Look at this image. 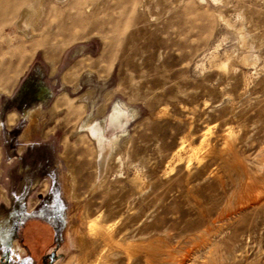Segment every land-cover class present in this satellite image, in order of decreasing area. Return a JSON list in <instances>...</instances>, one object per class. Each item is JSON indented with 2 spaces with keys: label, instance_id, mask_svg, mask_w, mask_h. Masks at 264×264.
<instances>
[{
  "label": "rangeland",
  "instance_id": "obj_1",
  "mask_svg": "<svg viewBox=\"0 0 264 264\" xmlns=\"http://www.w3.org/2000/svg\"><path fill=\"white\" fill-rule=\"evenodd\" d=\"M114 4L108 0L97 21H108L103 11L119 18L109 8ZM130 16L138 19L114 50L94 31L62 51L37 48L20 64L10 90L0 93V174L4 139L16 137L7 145L17 156L26 129L30 140L54 138L77 148L66 156L78 173L79 201L70 202L66 217L55 223L59 257L42 264H75L83 249H92L87 225L80 223L83 205L103 201L111 190L129 191L131 181L153 184L164 207L155 217L159 231L199 234L206 228L187 193L201 197L214 216L227 205L249 204L245 218L228 222L210 249L200 242L172 245L181 260L264 264V0H143ZM132 30L137 33L131 41ZM19 35L14 22L0 31V38ZM74 50L78 54L64 63ZM38 107L29 124V112ZM88 114L89 121L106 122L107 140L118 136L103 184L93 191V182H82L86 175L95 181L97 145L87 129L79 131ZM114 116L128 119L127 125L119 126ZM83 160L90 166L79 168ZM6 204L0 185V216L7 214ZM235 228H249L248 245L240 236L229 241ZM6 229L0 232V264L14 252L25 255L14 247L15 235L1 242ZM241 245L244 250L231 253Z\"/></svg>",
  "mask_w": 264,
  "mask_h": 264
},
{
  "label": "bare ground",
  "instance_id": "obj_2",
  "mask_svg": "<svg viewBox=\"0 0 264 264\" xmlns=\"http://www.w3.org/2000/svg\"><path fill=\"white\" fill-rule=\"evenodd\" d=\"M142 1L115 0L114 6L109 8L118 10L119 18L112 17L109 11H103V15L108 20L107 24L104 21H97L96 17L108 0H0V31L14 22L20 34L14 39H6L3 36L0 38V93L10 90L13 75L16 74L20 64L24 60H28L31 53L37 48H41L44 54L55 49L62 51L77 40L87 39L94 31L102 39L108 40L109 51L114 50L123 40H126L123 36L124 32L138 19L136 16L127 17L128 14L135 11ZM42 16L43 18H41ZM136 33L135 30L131 31V41L135 39ZM77 54V50L68 52L64 63ZM53 109L51 110L53 111ZM40 111L41 108L38 107L29 112V124L32 114ZM90 117L91 114H88L86 120L81 123L79 131L87 129L97 145L93 177L95 181H88L92 178L91 175H86L85 181H82L84 187L93 182L92 188H90V191H93L103 184L107 160L115 149L118 136L107 140L106 122L101 123L98 120L92 122L89 121ZM113 120L119 126H125L128 123V119L120 120L119 116H114ZM3 121L1 116L0 133L4 132ZM28 135L29 130L26 129L20 139L28 140ZM15 138L12 136L11 139L6 140L2 137V140H5L4 147L7 146V149L5 147V158L14 156V151L7 144L13 143ZM62 142L64 151L74 150V146L65 140ZM34 146L43 147L44 144L36 143ZM21 150L22 145L17 149V154L20 155L16 157V162L19 166H33L36 171L41 173L43 155L38 154L39 147L32 152L34 154L26 152L23 154ZM86 151L87 149H82V152ZM90 164V160H83L78 163V167L86 168ZM77 174V171L70 168L65 176L66 181H61L62 188L63 183L65 184L64 194L67 195V198H71L72 202L79 201L76 185ZM6 178H10V174L2 171L0 185L5 191L6 205L9 209L14 197L10 194L13 183L6 181ZM29 178L26 180H30ZM145 189H149V191L145 193ZM153 192L152 183L131 181L129 191L125 189L111 190L106 199L99 203L91 204L90 200L86 201L83 205L80 223L81 226L87 225L92 249L86 246L87 248L83 249L82 255L77 258L75 264H201L177 259L176 248L172 243L179 245L200 242L198 246L210 249L221 229L229 228L228 222L237 217L245 218V212L249 207V204L240 201L235 208L231 209L227 205V208H221L220 212L214 216L212 208H207L200 203L201 197L187 193V196L192 198L197 206L198 215L202 220H206V228L202 229L199 234L177 233L173 232L174 229L159 231L155 225V217L157 212L164 207ZM68 206L67 202L65 207ZM239 231L238 228L231 231L229 241H234L236 237L240 236L244 241L243 244L248 245L249 228L246 231ZM69 244V239H67L64 248L68 249ZM14 247L20 248L17 242L14 243ZM239 250H244V246L241 245L236 250H231V253ZM81 258L83 260L80 261ZM226 264L232 263L227 262Z\"/></svg>",
  "mask_w": 264,
  "mask_h": 264
},
{
  "label": "crops",
  "instance_id": "obj_3",
  "mask_svg": "<svg viewBox=\"0 0 264 264\" xmlns=\"http://www.w3.org/2000/svg\"><path fill=\"white\" fill-rule=\"evenodd\" d=\"M29 137L28 135V140H23L21 152L34 154L32 152L39 147L38 154L43 155L41 173L33 166H19L16 157L20 154L6 157L5 166L2 168V171L10 174V178L5 180L12 181L10 194L14 197L11 207L6 210L7 214H1L0 217V232L3 226L8 229V231L6 229L7 235L1 242L5 244L15 235L14 242L19 244L25 254L15 256L14 252L7 256V264L14 262L36 264L39 261L42 264L46 260L53 263L60 255L57 253L59 233L55 223L59 217H66L68 207L66 208L65 205L67 202L68 204L72 202V199L64 194L65 184L63 183V189L61 181H66L65 176L70 169L68 162L72 159L66 155L76 154V146L73 151H64L63 142L59 145L54 138L30 140ZM36 143L44 146L35 147ZM11 215L17 216L18 220L15 222L9 220Z\"/></svg>",
  "mask_w": 264,
  "mask_h": 264
}]
</instances>
